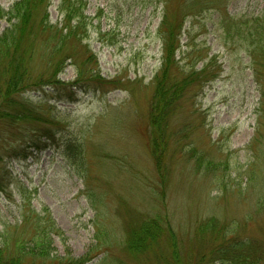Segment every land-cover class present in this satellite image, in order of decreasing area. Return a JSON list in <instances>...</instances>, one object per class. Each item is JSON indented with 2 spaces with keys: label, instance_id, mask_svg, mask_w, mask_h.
Returning <instances> with one entry per match:
<instances>
[{
  "label": "rangeland",
  "instance_id": "rangeland-1",
  "mask_svg": "<svg viewBox=\"0 0 264 264\" xmlns=\"http://www.w3.org/2000/svg\"><path fill=\"white\" fill-rule=\"evenodd\" d=\"M17 1L0 0L2 37ZM59 2L51 23L62 20ZM87 2V34L62 55L27 36L34 74L61 61L65 84L15 95L54 121L51 147L21 158L38 124L0 122V229L19 222L24 189L26 208H47L64 233L58 253L69 248L87 264H264V0ZM169 56L188 91L162 133L150 114ZM65 140L81 145L83 163L55 148ZM155 216V247L133 256L134 226ZM201 221L215 225L198 231Z\"/></svg>",
  "mask_w": 264,
  "mask_h": 264
},
{
  "label": "trees",
  "instance_id": "trees-1",
  "mask_svg": "<svg viewBox=\"0 0 264 264\" xmlns=\"http://www.w3.org/2000/svg\"><path fill=\"white\" fill-rule=\"evenodd\" d=\"M50 3L51 0H18L14 4V14L9 16L12 27L4 37L0 36V77L3 80L0 92H3L5 97L4 101L0 100V122H6L7 125L27 121L38 124L31 130V141H28L29 144L25 148L23 147L25 151L19 154L25 159L31 154L26 152L28 148L40 151L55 144L53 140H55L54 135L57 129H55L56 124L45 111L35 110L28 101L18 100L15 95L30 90L41 91L45 86L51 88L57 87L58 84H65L58 77L64 69L61 67V61L50 60L48 70L53 69L50 73L34 74L29 62L34 46L33 43H27V36L30 31L32 34L43 36L48 42V52L53 59L62 55L60 48L64 50L66 42H70L79 35L87 34L88 25L92 22L86 14L87 0H60L58 8L63 14L60 23L50 22V15H48ZM32 20L38 23L37 29L31 30ZM259 44L261 47L264 46L262 38L259 39ZM73 52L72 48L69 53L65 52L63 55L70 58ZM173 61L169 56L154 82L155 92L150 115L153 124L156 120L159 122L158 130L162 133L165 131L163 125L167 111L174 107L188 91L187 81L180 80L179 74L176 76L172 72V67L169 66ZM194 72H190L188 76L199 74ZM77 82L74 81L71 84L75 86ZM55 148L74 163L78 160L83 163L85 160L83 148L73 140H65L56 144ZM6 184L5 181L0 180V193L7 191ZM25 191L22 189L23 201L21 214L18 215L19 222L6 223L0 229V264H87L90 259L84 256L74 257L69 248L63 255L58 253L55 236L65 240L64 233L56 225V221L47 208H44L42 215H38L33 207L29 210L26 208L24 200L30 198L25 195ZM161 219L159 216L149 217L134 226L133 235L126 243L129 253L140 255L148 250L143 248L144 245L150 248L155 247V240L160 236ZM212 224L201 221L198 231H208L213 227ZM23 225L29 229L28 232L19 230Z\"/></svg>",
  "mask_w": 264,
  "mask_h": 264
}]
</instances>
